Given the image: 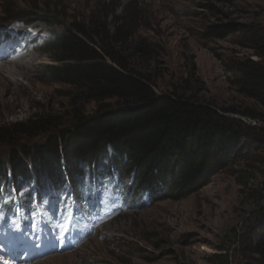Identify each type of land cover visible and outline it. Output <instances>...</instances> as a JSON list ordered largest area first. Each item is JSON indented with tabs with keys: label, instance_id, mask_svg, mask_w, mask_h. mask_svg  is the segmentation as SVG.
Listing matches in <instances>:
<instances>
[{
	"label": "rangeland",
	"instance_id": "obj_1",
	"mask_svg": "<svg viewBox=\"0 0 264 264\" xmlns=\"http://www.w3.org/2000/svg\"><path fill=\"white\" fill-rule=\"evenodd\" d=\"M5 11L32 20L16 23L30 37L37 32L50 39L75 23L111 34L118 29L131 33L124 49L133 66L152 78L158 93L176 92L220 109L262 112L233 85L234 62L253 56L239 45L243 32L221 38L209 28L264 27V0H240L232 6L212 0H0V26ZM52 20L60 25L46 23ZM139 45L148 49L147 56L135 52ZM47 47L0 65V127L41 116L58 117L68 126L77 110L95 114L96 104L75 106L74 90L49 78L48 68L57 64ZM251 154L184 200L164 199L160 187L153 204H128L121 212L106 214L109 201L104 198L98 212L85 215L99 223L77 249L32 264H217L215 257L222 253L231 264L252 263L244 243L264 220V167ZM0 156H6V148Z\"/></svg>",
	"mask_w": 264,
	"mask_h": 264
},
{
	"label": "trees",
	"instance_id": "obj_2",
	"mask_svg": "<svg viewBox=\"0 0 264 264\" xmlns=\"http://www.w3.org/2000/svg\"><path fill=\"white\" fill-rule=\"evenodd\" d=\"M212 1L232 6L240 0ZM4 14L5 24L32 22L11 11ZM64 28L47 47L57 64L47 73L74 90L75 106L96 104L95 114L77 110L68 126L58 117L41 116L0 127V149L6 148V156H0V184L9 171L18 181L35 175L40 181L61 183L64 173L79 180L84 168L107 166L108 172L134 178L137 194L150 192L155 202L161 187L164 199L180 201L198 194L217 174L248 161L251 153L264 167V27L209 28L221 38L243 32L239 45L253 56L234 62L233 85L262 112L220 109L176 92L158 93L152 78L133 66L124 49L131 33L118 29L111 34L85 23ZM134 50L149 53L143 45ZM246 119L262 124L254 126ZM244 253L250 264H264V220L251 230ZM215 259L217 264H231L227 253Z\"/></svg>",
	"mask_w": 264,
	"mask_h": 264
},
{
	"label": "built area",
	"instance_id": "obj_3",
	"mask_svg": "<svg viewBox=\"0 0 264 264\" xmlns=\"http://www.w3.org/2000/svg\"><path fill=\"white\" fill-rule=\"evenodd\" d=\"M243 120H245V119H243ZM254 124H255V122H254Z\"/></svg>",
	"mask_w": 264,
	"mask_h": 264
}]
</instances>
